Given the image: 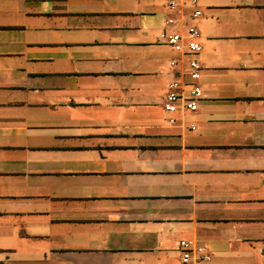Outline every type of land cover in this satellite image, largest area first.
I'll use <instances>...</instances> for the list:
<instances>
[{
    "label": "crops",
    "instance_id": "1",
    "mask_svg": "<svg viewBox=\"0 0 264 264\" xmlns=\"http://www.w3.org/2000/svg\"><path fill=\"white\" fill-rule=\"evenodd\" d=\"M191 9L0 0V264H264V0ZM187 26L202 98L167 114Z\"/></svg>",
    "mask_w": 264,
    "mask_h": 264
},
{
    "label": "built area",
    "instance_id": "2",
    "mask_svg": "<svg viewBox=\"0 0 264 264\" xmlns=\"http://www.w3.org/2000/svg\"><path fill=\"white\" fill-rule=\"evenodd\" d=\"M199 0H166L168 9L175 11L185 4L192 8L190 17L198 19L201 11L198 9ZM176 19L169 18L166 26L175 25ZM200 35L194 26L184 27L183 31L161 34V39L172 52L180 56L179 60L171 62V66L181 64L179 80H173L166 86V94L162 103V110L167 114H192L196 112L198 103L202 98V90L198 84L202 67L195 57L202 51L198 42ZM184 57L187 59L184 60ZM186 80L183 81V78ZM173 122L172 119L169 120ZM193 129V127H191ZM179 264H208L209 255L202 248H195L186 240L178 242Z\"/></svg>",
    "mask_w": 264,
    "mask_h": 264
}]
</instances>
